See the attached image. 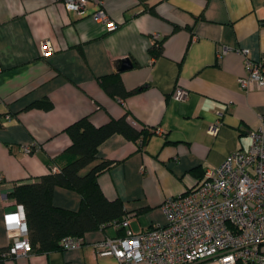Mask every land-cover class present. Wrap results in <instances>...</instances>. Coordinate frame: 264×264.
<instances>
[{"label":"crops","instance_id":"0c3cea01","mask_svg":"<svg viewBox=\"0 0 264 264\" xmlns=\"http://www.w3.org/2000/svg\"><path fill=\"white\" fill-rule=\"evenodd\" d=\"M97 2L113 28L93 18ZM224 46L232 49L223 53ZM239 48L264 58V0H88L82 15L62 0H0V248L9 242L3 214L19 204L9 192L58 166L55 157L70 143L65 128L83 116L100 125L126 113L152 132L141 147L112 134L80 173L113 160L98 175L103 194L123 202L134 231L163 224V200L195 186L234 149L248 148L249 131L264 120V87L247 91L238 81L245 74ZM123 58L132 65L118 70ZM105 75L138 90L110 96L98 82ZM178 88L188 91L185 99L174 97ZM44 97L50 108L26 107ZM52 203L77 210L80 194L56 186ZM122 234L110 224L85 232L79 247L32 250L2 264H119L96 255L94 243Z\"/></svg>","mask_w":264,"mask_h":264},{"label":"built area","instance_id":"2783aa9c","mask_svg":"<svg viewBox=\"0 0 264 264\" xmlns=\"http://www.w3.org/2000/svg\"><path fill=\"white\" fill-rule=\"evenodd\" d=\"M87 3L62 0L66 10L78 15L84 14ZM97 3L93 18L113 28L115 22L101 2ZM231 49L224 46L222 52ZM237 51L245 64V74L238 78L240 85L247 91L264 87V58L249 57L247 48ZM50 52L51 46L44 41L42 55ZM173 95L185 99L188 91L178 88ZM218 125L219 120L210 124L208 132L216 133ZM249 134L248 148L234 149L219 165L205 168L195 186L163 200V224L134 231L126 214L112 223L123 228V234L96 241L95 254L114 256L119 264H264V120ZM23 150L29 152L31 147ZM3 223L9 242L1 256L30 252L22 205L4 212ZM81 243L82 237L72 235L59 240L63 249Z\"/></svg>","mask_w":264,"mask_h":264},{"label":"trees","instance_id":"16d2710c","mask_svg":"<svg viewBox=\"0 0 264 264\" xmlns=\"http://www.w3.org/2000/svg\"><path fill=\"white\" fill-rule=\"evenodd\" d=\"M160 50L161 42L153 44L150 53L156 56ZM98 82L110 96L125 97L138 90H126L117 76H101ZM51 106L50 99L44 97L26 107L48 109ZM65 131L70 137V143L55 157L54 162L58 166L50 165L49 171L38 182L15 185L9 192V196L23 207L30 251L59 248V240L64 236L82 237L87 231L121 220L126 215L123 202L119 198L108 199L98 184V175L110 169L115 162L101 159L85 173H80V170L98 158V146L112 134H121L138 142L141 147L152 133L145 126L131 123L126 113L100 125H95L88 116H83L66 126ZM56 186L72 188L80 194L77 210L52 203V192ZM4 249L0 248V253ZM5 258L0 254V264Z\"/></svg>","mask_w":264,"mask_h":264},{"label":"water","instance_id":"95a60500","mask_svg":"<svg viewBox=\"0 0 264 264\" xmlns=\"http://www.w3.org/2000/svg\"><path fill=\"white\" fill-rule=\"evenodd\" d=\"M131 62L128 58H123L119 61L118 70H124L131 67Z\"/></svg>","mask_w":264,"mask_h":264}]
</instances>
